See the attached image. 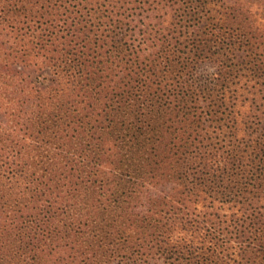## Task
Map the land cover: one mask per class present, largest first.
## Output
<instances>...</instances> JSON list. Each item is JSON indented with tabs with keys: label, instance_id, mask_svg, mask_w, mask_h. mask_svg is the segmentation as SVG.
I'll list each match as a JSON object with an SVG mask.
<instances>
[{
	"label": "trees",
	"instance_id": "trees-1",
	"mask_svg": "<svg viewBox=\"0 0 264 264\" xmlns=\"http://www.w3.org/2000/svg\"><path fill=\"white\" fill-rule=\"evenodd\" d=\"M3 107L0 264H264V0H0Z\"/></svg>",
	"mask_w": 264,
	"mask_h": 264
},
{
	"label": "rangeland",
	"instance_id": "rangeland-1",
	"mask_svg": "<svg viewBox=\"0 0 264 264\" xmlns=\"http://www.w3.org/2000/svg\"><path fill=\"white\" fill-rule=\"evenodd\" d=\"M13 70L19 71L20 77L23 78L25 82H29L36 78V73L33 71L32 68H19V69L13 68ZM4 108L5 107H3V109L0 110V120H3V121H5V117L2 115V113L5 111Z\"/></svg>",
	"mask_w": 264,
	"mask_h": 264
}]
</instances>
